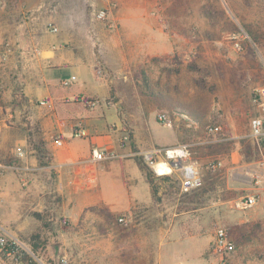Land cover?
I'll return each instance as SVG.
<instances>
[{
    "label": "rangeland",
    "instance_id": "rangeland-1",
    "mask_svg": "<svg viewBox=\"0 0 264 264\" xmlns=\"http://www.w3.org/2000/svg\"><path fill=\"white\" fill-rule=\"evenodd\" d=\"M100 10L106 21L96 18ZM0 11L22 13L33 29L50 33L52 25L58 29L53 35L61 33L59 25L67 30L73 21L110 33L109 16L132 11L143 13L146 24L161 29L159 34L144 31L138 38L151 51L159 45L167 52L130 58L121 72L123 78L129 71L130 78L121 92L131 107V119L160 125L152 132L163 142L172 130L161 127L158 113L179 111L193 119L187 126L175 117L172 126L175 123L183 134L179 144L189 146L202 181L188 193L181 192L175 174L156 182L165 189L161 199L190 215V221L186 217L179 226L193 231L186 240L176 238L161 257L185 248L184 254L189 250L199 264H212L210 245L215 230L222 227L238 243L229 264H264V105L252 101L254 90L264 88V0H0ZM2 24L8 31L6 18ZM253 117L263 121V135L257 139L250 133ZM209 125L220 129L209 135ZM44 155L48 161L51 154L45 149ZM213 161L221 166L210 171ZM141 163L160 177L142 159ZM233 174L246 175L249 184L233 182ZM16 179L22 187V177ZM53 179H43L47 191L31 198L32 204L10 202L0 208V233L29 253L30 264H107L100 218L104 216L85 212L74 217L72 203L65 202ZM248 196L257 198L252 207L244 206ZM40 197L42 206H37ZM192 258L179 264H191Z\"/></svg>",
    "mask_w": 264,
    "mask_h": 264
},
{
    "label": "crops",
    "instance_id": "crops-1",
    "mask_svg": "<svg viewBox=\"0 0 264 264\" xmlns=\"http://www.w3.org/2000/svg\"><path fill=\"white\" fill-rule=\"evenodd\" d=\"M145 17L135 11L111 15L110 33L73 21L67 30L59 25L61 33L53 35L33 29L22 13L0 11V208L10 202L32 204L31 198L47 191L43 179L53 177L55 189L72 203L74 217L85 212L107 217H100L107 264H179L193 257L189 250L184 254L185 248L161 257L176 238L191 237V229L179 226L191 217L161 199L165 189L158 187L155 198L137 164L144 151L182 143L183 134L174 123L164 126L172 130L166 142L154 138L152 131L160 125L131 119V107L121 92L130 78L129 71L123 78L121 72L130 58L168 50L155 45L151 51L139 40L144 31L162 32L146 24ZM85 99L98 104L87 107ZM128 123L133 129L130 145L122 141ZM76 125L87 136L74 137ZM56 137L61 147L54 145ZM45 149L51 154L48 161ZM94 150L111 158L93 163ZM15 177H22V187ZM246 178L231 176L235 183ZM42 198L37 206H42ZM120 217L128 223H119ZM192 260L199 264L197 257Z\"/></svg>",
    "mask_w": 264,
    "mask_h": 264
},
{
    "label": "built area",
    "instance_id": "built-area-1",
    "mask_svg": "<svg viewBox=\"0 0 264 264\" xmlns=\"http://www.w3.org/2000/svg\"><path fill=\"white\" fill-rule=\"evenodd\" d=\"M96 18L101 21H106L107 16L105 11H98ZM50 33H56L58 29L52 25L49 26ZM107 27L111 28V25ZM68 83L65 81L64 85ZM253 104L255 106L264 105V88L255 89L253 92ZM83 103L87 107H94L98 104L96 100H83ZM177 117V116H176ZM180 120H187L184 115L178 116ZM172 118L166 113H158L156 119L158 123L166 127H172ZM183 122V121H182ZM191 121L187 120V126ZM263 121L260 117H253L250 120V133L255 139L262 137ZM219 127L216 125H209L206 129L207 134L211 135L219 131ZM74 137H85L86 132L82 127L76 125L73 128ZM54 145L61 147L62 141L59 138H54ZM123 143L130 141V134L125 131L122 139ZM141 159L148 166L152 168L154 173L158 176H171L175 174L180 183V190L183 193H188L191 190L197 189L201 186V178L197 175V166L190 158L189 146L185 144H178L166 148H152L144 151L140 154ZM109 157L104 152L94 150L91 152L90 160L93 163L104 161ZM166 169L162 175L158 174V167ZM221 166L219 161H213L208 165L210 171H214ZM257 198L255 196H248L243 201L245 207H252L256 204ZM118 222L121 224H127L126 217H120ZM235 251V244L230 237L228 231L225 228L218 227L214 232V237L210 245V256L212 258V264H228V260L232 253ZM27 253L23 247L16 241H9L4 234L0 233V261L4 264H30V261L26 259ZM64 264L66 262L64 261Z\"/></svg>",
    "mask_w": 264,
    "mask_h": 264
},
{
    "label": "trees",
    "instance_id": "trees-1",
    "mask_svg": "<svg viewBox=\"0 0 264 264\" xmlns=\"http://www.w3.org/2000/svg\"><path fill=\"white\" fill-rule=\"evenodd\" d=\"M144 81H145V83H146V79L144 78ZM171 116H179V115H184V116H186L187 117V120H189V121H193V119H191L188 115H186L185 113H182V112H179V111H173V113L172 114H170ZM187 120H181V121H183L184 123H186L187 122ZM187 124V123H186ZM131 136V135H130ZM130 140H131V138H130ZM46 158H48L47 156H45ZM137 164H138V166H139V168H140V170L141 171H143L144 172V174H145V176H146V179H147V182H148V184H149V186H150V188H151V192H152V194H153V196L156 198V196H157V191H158V185H157V181H164V180H168V179H170L169 178V176H160V177H156L153 173H152V171H150V169L146 166V165H144L143 163H141V159H137ZM37 216V215H36ZM38 218H39V216H37ZM231 237V236H230ZM232 238V237H231ZM243 238H245V235H243ZM233 239V238H232ZM233 241H234V244H235V250L237 249V247H238V243L233 239ZM32 252H33V254H36V252H35V250H32ZM235 252V251H234ZM233 252V253H234ZM233 253H232V255H233ZM231 255V256H232ZM231 258V257H230ZM230 258H229V260H228V264H229V261H230Z\"/></svg>",
    "mask_w": 264,
    "mask_h": 264
},
{
    "label": "bare ground",
    "instance_id": "bare-ground-1",
    "mask_svg": "<svg viewBox=\"0 0 264 264\" xmlns=\"http://www.w3.org/2000/svg\"><path fill=\"white\" fill-rule=\"evenodd\" d=\"M158 174L162 175L163 173H165L164 171H166V169H164L163 167H158Z\"/></svg>",
    "mask_w": 264,
    "mask_h": 264
},
{
    "label": "water",
    "instance_id": "water-1",
    "mask_svg": "<svg viewBox=\"0 0 264 264\" xmlns=\"http://www.w3.org/2000/svg\"><path fill=\"white\" fill-rule=\"evenodd\" d=\"M243 183H245V184H249V181H245V182H243Z\"/></svg>",
    "mask_w": 264,
    "mask_h": 264
}]
</instances>
